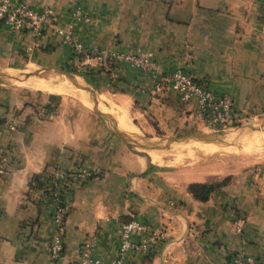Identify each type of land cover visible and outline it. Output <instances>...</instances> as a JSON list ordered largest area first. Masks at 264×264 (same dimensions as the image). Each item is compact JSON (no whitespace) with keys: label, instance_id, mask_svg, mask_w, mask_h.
I'll return each mask as SVG.
<instances>
[{"label":"crops","instance_id":"0c3cea01","mask_svg":"<svg viewBox=\"0 0 264 264\" xmlns=\"http://www.w3.org/2000/svg\"><path fill=\"white\" fill-rule=\"evenodd\" d=\"M21 1L51 9L63 27L76 3L87 5L93 22L83 37L106 51L105 56L79 62L52 31L40 39L19 36L0 22V66L79 64L90 70L96 90H121L117 96H101L128 104L127 95L135 98L142 121L151 117L154 129H166L175 119L184 127L201 124L193 122L192 106L183 104L166 81L155 88L141 73L107 55L124 49L151 57L165 73L182 67L230 95L245 114L264 115V0ZM2 90L0 264H50L53 207L47 183L55 166L96 170L88 180L64 185L68 215L58 264L78 261L81 244L92 232L101 237L96 254L114 259L120 225L132 219L148 226L135 233L136 240L150 230L164 229L165 234L150 254L132 253L129 264H227L241 250L264 264V167L232 177L200 200L190 184L218 183L225 175L192 179L183 171L143 161L145 154L102 128L86 108L69 112L60 104L52 109L55 99Z\"/></svg>","mask_w":264,"mask_h":264},{"label":"built area","instance_id":"2783aa9c","mask_svg":"<svg viewBox=\"0 0 264 264\" xmlns=\"http://www.w3.org/2000/svg\"><path fill=\"white\" fill-rule=\"evenodd\" d=\"M0 22L7 25L15 35L32 34L40 39L52 31L59 36L73 52L79 62L92 58L103 59L104 50L89 43L83 33L93 22L90 8L83 3H76L69 11V25H59L51 9H39L35 5L21 0H0ZM107 55L111 60L126 64L142 74V77L155 88L163 81L174 91L180 101L191 105L193 122H200L205 127L226 128L242 123L246 118L244 111L237 108L234 99L227 94L218 93L207 81L197 79L182 67L163 72L151 57L139 52L113 49ZM1 119V113H0ZM248 119V118H247ZM14 129L15 125L10 124ZM5 152L0 146V159ZM96 170L81 167L76 170L55 166L48 179L47 195L52 204V228L48 238L50 264H58L65 251L64 230L68 215V206L64 195V185L68 181H85L92 178ZM148 228L139 219L122 222L118 235L117 256L109 261L96 254L100 234L92 232L81 244L78 261L72 264H129V256L134 253L150 254L156 243L165 234L164 229L150 230L142 239L136 240L135 233ZM227 264H262L256 256L246 251L233 253Z\"/></svg>","mask_w":264,"mask_h":264},{"label":"rangeland","instance_id":"374dc122","mask_svg":"<svg viewBox=\"0 0 264 264\" xmlns=\"http://www.w3.org/2000/svg\"><path fill=\"white\" fill-rule=\"evenodd\" d=\"M79 64H73L70 66L65 67H51L50 69L44 70L42 68H35V69H22V68H9V67H3L0 66V71H12L13 73H21V77L25 78V74H33L34 81L31 83L33 85H40L43 84H50L52 81L58 79H64V77L59 71H57L56 68H61L66 72L73 73L79 76L84 77L90 85L93 87V89L96 92V95H98V98L100 97L101 93H107L111 96H117L120 95L119 93L121 90H111V91H105V90H96L95 87L92 84L91 79V73L88 68L81 69L79 67ZM45 80V81H43ZM48 80V81H47ZM52 80V81H51ZM17 78H10V77H3L0 79V89H3L2 91L9 90L14 91L11 93L12 95H15L16 93H25V91L28 92H34L39 93L41 97H46L49 99H55V101L50 102L49 106L53 108H59L60 104L62 105L63 109L66 111L71 110H78L81 108H86L88 113L91 115H94L98 121V123L101 125L102 128H107L104 121L99 117V115L94 111L92 106H89L85 103L83 98L78 99L70 95H56L52 93H46L38 88H29L20 85L22 81L18 83ZM23 81H31V80H23ZM49 82V83H48ZM70 84V83H69ZM71 85V84H70ZM7 89V90H6ZM130 94V93H128ZM28 95V94H27ZM28 97V96H27ZM126 98L129 100V104L125 101H120L115 98H111L113 101H115L117 104L123 105L129 112L130 119L132 120V123H134L137 127L138 132H130L132 134H136L141 137H145L147 139H154L159 140L162 143H165L167 139L172 137H177L180 135H183L190 131H195L198 129H205L209 132L218 131L221 133V138L224 139V141L228 142L226 144H219V146L208 148L203 150L200 154H206L205 156L196 158L194 157H188L185 161L179 162L177 164L172 165H158L162 168H169L174 169L177 171H183L185 173H188V175L192 179H199V180H207L210 179L213 175H225V179L227 184L231 181L232 177L239 176L244 173L252 172L257 169H262L264 167V154L261 155V153L255 149L252 151L243 149H239L236 151L230 150V146L232 145H244L249 143L250 141H253L257 137L261 136L262 129L264 128V115H254V114H244V117L246 118L242 123L232 126V127H226V128H211V127H205L202 124H196L191 125L189 127H184L183 125L176 124L175 122L179 121V119L173 120L172 125L167 127L166 129H154L152 127L153 120H151V117H148L150 122L142 121L144 120L143 117L139 114L137 108V100L135 98H131L128 95ZM82 101V102H81ZM87 105V106H86ZM100 105L102 109L107 113L108 118L113 121L114 123H117V121L120 123V121L115 117V114L110 111V109L106 108L104 104L100 101ZM61 107V108H62ZM151 116V115H149ZM248 118V119H247ZM118 123V124H119ZM255 128H259L254 131ZM108 129V128H107ZM175 144L170 146L167 149H160V150H176L179 147L185 148L188 146L187 144L182 145ZM224 146V147H223ZM130 148L140 154H146V149L136 147V146H130ZM228 148V149H227ZM180 150V149H179ZM220 150H222L220 152ZM230 150V151H229ZM224 152H227L224 154ZM224 179V180H225Z\"/></svg>","mask_w":264,"mask_h":264},{"label":"bare ground","instance_id":"6f19581e","mask_svg":"<svg viewBox=\"0 0 264 264\" xmlns=\"http://www.w3.org/2000/svg\"><path fill=\"white\" fill-rule=\"evenodd\" d=\"M34 77L35 76L28 77L27 79H23V80H31V81L20 80L22 81L20 85L29 87V88H38L46 93H52L56 95H70L78 99L83 98L85 103L91 106L89 95L86 91V88L83 85H80L79 83H77L76 81H72L67 78L57 80L56 78V80L54 81L51 80L52 82L48 85L47 83L43 84L45 82L41 83L40 85H33L31 83L34 81L33 80ZM20 81H18V83ZM99 100L104 104L106 108L110 109V111H112L115 114V117L120 121V123L118 121L116 123L119 127H121L124 130L130 131V132H138L136 125L132 123V120L130 119L128 110L123 105L117 104L115 101H113L112 99H110V97L106 95H102L101 97H99ZM185 144H187L188 146H186L185 148L179 147L178 149L172 150V151L171 150H157V149L147 150L145 154L146 156L143 157L144 158L143 161L149 160L158 165L177 164L179 162L185 161L188 157H194V156L199 155L205 149L219 146V144L221 145V143L210 142V141H196V142L182 143V145H185ZM230 148H231L230 150L232 151H236L239 149H243L244 151L246 150L252 151V150L257 149L261 153V155H263L264 154V128L262 129L261 136L257 137L253 141H250L249 143L244 144V145H232L230 146ZM221 151L222 150H220V152ZM225 153L227 152H224V154ZM205 155L206 154H200L196 158H199Z\"/></svg>","mask_w":264,"mask_h":264},{"label":"water","instance_id":"95a60500","mask_svg":"<svg viewBox=\"0 0 264 264\" xmlns=\"http://www.w3.org/2000/svg\"><path fill=\"white\" fill-rule=\"evenodd\" d=\"M43 69L46 70L50 68L45 67ZM56 69L67 79L76 81L77 83L83 85L86 88V91L89 95L91 106L93 107L94 111L104 121L106 127L114 135L123 139L129 146H136L146 150H154V149L160 150V149H167L172 145L185 143V142L210 141V142H217L222 144L228 143L221 138L220 132L218 131L209 132L205 129H198L195 131L187 132L177 137L169 138L166 140L165 143H162L159 140L147 139L145 137L132 134L129 131L122 129L116 123H114L108 118L107 113L104 111V109H102L100 105V100L98 98V95H96L95 90L84 77L66 72L61 68H56ZM31 75L33 74H25V78H22L21 73H13L12 71H8V70L4 72L0 71V79H2L3 77H10L13 79L17 78L18 80H23V79H27ZM257 129L259 128H255L254 131Z\"/></svg>","mask_w":264,"mask_h":264},{"label":"trees","instance_id":"16d2710c","mask_svg":"<svg viewBox=\"0 0 264 264\" xmlns=\"http://www.w3.org/2000/svg\"><path fill=\"white\" fill-rule=\"evenodd\" d=\"M226 180L214 184L194 182L190 184L189 190L194 197L207 200L214 191L227 184Z\"/></svg>","mask_w":264,"mask_h":264}]
</instances>
